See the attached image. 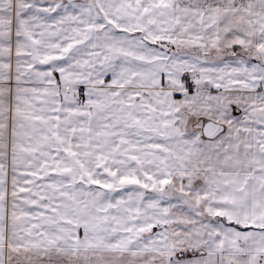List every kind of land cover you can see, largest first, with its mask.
Segmentation results:
<instances>
[{
	"label": "snow or ice",
	"instance_id": "1",
	"mask_svg": "<svg viewBox=\"0 0 264 264\" xmlns=\"http://www.w3.org/2000/svg\"><path fill=\"white\" fill-rule=\"evenodd\" d=\"M0 264H264V0H0Z\"/></svg>",
	"mask_w": 264,
	"mask_h": 264
}]
</instances>
